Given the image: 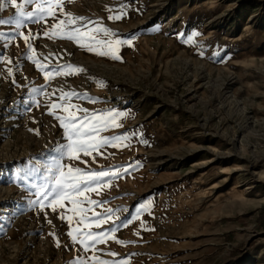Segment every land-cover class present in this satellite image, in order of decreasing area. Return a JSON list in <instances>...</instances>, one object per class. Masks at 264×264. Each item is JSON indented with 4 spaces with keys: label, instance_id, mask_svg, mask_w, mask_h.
<instances>
[{
    "label": "rangeland",
    "instance_id": "rangeland-1",
    "mask_svg": "<svg viewBox=\"0 0 264 264\" xmlns=\"http://www.w3.org/2000/svg\"><path fill=\"white\" fill-rule=\"evenodd\" d=\"M122 6L126 15L108 19ZM63 7L85 17L76 27L90 20L88 28L99 24L113 33H96V39L132 38L133 44L121 46V59L113 60L73 40L49 39L43 33L64 19L60 12L20 29L36 36L31 43L43 71L27 58L32 53L23 38L6 47L0 40V56L11 61L0 59V212L11 219L0 234V264H76L81 258L92 264L93 255L113 264H264V0H66ZM14 12L7 4L0 16ZM189 37L193 43H185ZM65 64L85 71L56 75ZM44 72L52 78L46 81ZM60 90L77 95L61 101ZM53 102L97 115L128 113L118 118L121 127L100 132L127 135L128 146L109 144L102 154L70 160L64 130L48 111ZM55 111L67 115L63 107ZM56 161L121 170L105 178L110 187L86 193L100 202L82 205L90 218L103 219L112 209L113 219L127 222L153 201L128 227L93 224L92 231L117 228L114 235L126 243L108 240L96 252L85 251L59 218L64 212L73 216L71 227L86 230L68 201L56 212L30 206L34 185L50 190ZM17 207L23 210L13 215Z\"/></svg>",
    "mask_w": 264,
    "mask_h": 264
},
{
    "label": "snow or ice",
    "instance_id": "snow-or-ice-1",
    "mask_svg": "<svg viewBox=\"0 0 264 264\" xmlns=\"http://www.w3.org/2000/svg\"><path fill=\"white\" fill-rule=\"evenodd\" d=\"M66 0H21L20 3H17V0H0V12H2L7 4H10L15 12L8 17L0 16V25H10L13 26L6 33L3 30H0V40H3L4 46L11 43L16 36L23 38L26 44V52L28 54L27 58L36 63V66L41 71L44 70V65H42L35 57V49L31 41L36 39V36L33 35L31 31L28 34L20 31L22 27H26V21L32 23H38L45 19V17H56L57 12H60L64 19L58 21V23H53L50 25L49 30L44 31L43 35L49 39L61 38L69 39L75 41L81 47H85L90 52H95L97 55L110 57L113 60H120L119 55L120 47L123 45L132 46L133 39H108V40H98L96 39V33L103 32L106 36L112 37V31L103 27L102 25L97 24L94 28H88V24L92 23L90 20L82 23L80 27H76L77 21H85V17L74 16L70 12H66L63 5ZM70 2V0H68ZM35 4V7L31 11H26V5ZM127 13L124 11L123 6L121 11L117 14L110 15L108 19L110 20H120ZM84 29H87L86 31ZM198 35V33L194 34ZM194 41L189 37L185 40V43H193ZM202 54V53H201ZM0 59L8 61L7 57L0 56ZM8 75H12V68H8ZM56 75H73L85 71L82 67H75L72 64H65L59 66L58 69H54ZM45 80L52 78L51 72H44ZM15 83V81H13ZM59 99L61 101H66L67 99L76 96L75 92L65 93L63 90ZM31 92H37V89H31ZM47 95V94H46ZM31 98L26 97L22 99V103L27 105L29 104ZM63 107L64 112L67 115H57L56 109ZM69 109H76V111H70ZM49 114L56 117L60 122V126L64 130V135L68 139L67 156L72 161L80 160L81 154L83 156H92L95 152L98 155L100 149L105 145L111 144L112 147H126L124 141H127L129 137L127 135L123 136H101L100 132L104 131L107 128H118L121 127L118 123L119 117H124L128 115L126 112H116L110 110L107 113L97 115L95 112L88 113L87 109H79L77 105L61 103H50L48 108ZM82 111L83 115L78 116L77 112ZM146 143V141H143ZM63 147V146H60ZM86 163V161H82ZM55 167L59 169V173L56 176L54 182L51 185L49 191H45L48 187L46 184H36L34 185L36 191L35 196L36 200L30 202L31 207L38 206L39 211H44L45 208H50L53 212H56L57 209L65 208V201H68L72 206L68 209L74 216L79 217L76 221L77 224L83 225L84 229L81 230L80 227H71L73 224V216L65 215L64 212H61L60 219L67 220L70 226V231L67 235L71 238L73 244H80L85 251L89 248L93 252L98 251L96 245L106 243L108 240H114L116 243L124 244L125 241L119 240L116 238L114 233L117 231V228L113 227L108 231H92L93 224L96 228H100L101 224L113 223L120 221L123 227H128L133 220L140 219V212H147L150 210L153 201L148 200L145 203L141 204L137 209V214L134 215L131 219H128L127 222L121 221V217L116 216L113 219V210L105 209V214H103V219H100L102 214L92 213L90 218L87 213L88 208L83 207L82 205L85 201L88 205L93 206L97 203H100L96 200H92L86 193L97 192L101 187H110L111 180L105 179L107 177H117L121 174L120 169L109 170V171H94V170H85L74 165H65L61 164L59 161L55 162ZM48 171H51V168H47ZM128 169L124 168L123 172H127ZM81 197L83 199H81ZM23 209L17 207L13 210V215L18 214ZM90 221V222H89ZM11 219L5 216L0 212V234L4 232V224L10 223ZM51 223V221H48ZM141 227L144 228L145 224L141 222ZM55 238L56 233H50ZM139 235V233H137ZM56 245L60 246L59 239H56ZM110 255H117L116 253H110ZM92 264H113L108 260L101 259L100 257L93 255L91 258ZM76 264H87L84 259H77ZM121 264H127L126 261H122Z\"/></svg>",
    "mask_w": 264,
    "mask_h": 264
}]
</instances>
